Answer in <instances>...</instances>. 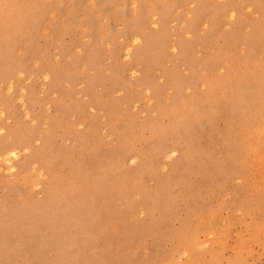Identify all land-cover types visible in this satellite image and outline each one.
Listing matches in <instances>:
<instances>
[{
	"label": "rangeland",
	"instance_id": "374dc122",
	"mask_svg": "<svg viewBox=\"0 0 264 264\" xmlns=\"http://www.w3.org/2000/svg\"><path fill=\"white\" fill-rule=\"evenodd\" d=\"M0 264H264V0H0Z\"/></svg>",
	"mask_w": 264,
	"mask_h": 264
},
{
	"label": "bare ground",
	"instance_id": "6f19581e",
	"mask_svg": "<svg viewBox=\"0 0 264 264\" xmlns=\"http://www.w3.org/2000/svg\"><path fill=\"white\" fill-rule=\"evenodd\" d=\"M4 12V18L5 21L7 22H11L9 24L14 25L15 22H17L18 20L24 19V17H26L27 15H25V13H22L21 10L15 8V7H11V8H6L5 10H3ZM14 13V14H13ZM25 15V16H23ZM27 18V17H26ZM30 18H27L25 20H29ZM14 22V23H12ZM252 150V149H251Z\"/></svg>",
	"mask_w": 264,
	"mask_h": 264
}]
</instances>
